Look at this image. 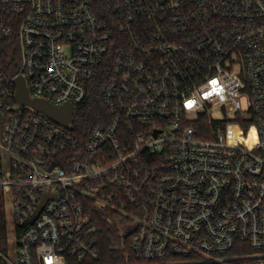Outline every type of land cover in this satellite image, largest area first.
<instances>
[{"label":"built area","instance_id":"2783aa9c","mask_svg":"<svg viewBox=\"0 0 264 264\" xmlns=\"http://www.w3.org/2000/svg\"><path fill=\"white\" fill-rule=\"evenodd\" d=\"M111 5L105 22L92 0H0L18 56L0 66V264L97 263L99 213L139 261L264 264V0ZM107 62L106 118L82 135L75 110ZM19 77L72 121L19 106Z\"/></svg>","mask_w":264,"mask_h":264},{"label":"trees","instance_id":"16d2710c","mask_svg":"<svg viewBox=\"0 0 264 264\" xmlns=\"http://www.w3.org/2000/svg\"><path fill=\"white\" fill-rule=\"evenodd\" d=\"M98 17L105 22L113 20L111 0H92ZM0 66L6 76L14 75L18 70V56L7 45L0 46ZM109 63L102 67L100 75L89 86V97L84 105L75 110L74 125L76 132L88 134L94 127L103 125L106 109L102 102L104 88L109 81ZM209 139V136H201ZM101 233L99 236L100 260L95 264H149L136 260L131 250L129 236L121 231V223L114 214H97ZM9 232L6 215V200L0 193V251L9 252ZM177 264H217L214 262Z\"/></svg>","mask_w":264,"mask_h":264},{"label":"water","instance_id":"95a60500","mask_svg":"<svg viewBox=\"0 0 264 264\" xmlns=\"http://www.w3.org/2000/svg\"><path fill=\"white\" fill-rule=\"evenodd\" d=\"M14 83L17 90L16 101L19 106L29 107L63 126H67L72 121L73 109L71 106L56 108L49 102L31 99L25 86V82L21 77L17 78Z\"/></svg>","mask_w":264,"mask_h":264},{"label":"rangeland","instance_id":"374dc122","mask_svg":"<svg viewBox=\"0 0 264 264\" xmlns=\"http://www.w3.org/2000/svg\"><path fill=\"white\" fill-rule=\"evenodd\" d=\"M220 117L221 116L218 114L214 115V118H220ZM6 215H7V221H8V232H9L10 238L12 239L14 237V222H13V214H12V208L11 207L7 208Z\"/></svg>","mask_w":264,"mask_h":264}]
</instances>
